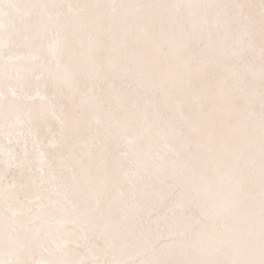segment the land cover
Instances as JSON below:
<instances>
[{
  "label": "snow or ice",
  "instance_id": "obj_1",
  "mask_svg": "<svg viewBox=\"0 0 264 264\" xmlns=\"http://www.w3.org/2000/svg\"><path fill=\"white\" fill-rule=\"evenodd\" d=\"M0 264H264V0H0Z\"/></svg>",
  "mask_w": 264,
  "mask_h": 264
}]
</instances>
